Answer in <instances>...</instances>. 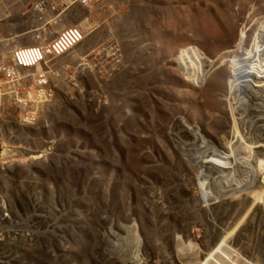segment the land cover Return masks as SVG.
Here are the masks:
<instances>
[{"label":"rangeland","instance_id":"obj_1","mask_svg":"<svg viewBox=\"0 0 264 264\" xmlns=\"http://www.w3.org/2000/svg\"><path fill=\"white\" fill-rule=\"evenodd\" d=\"M51 5L75 43L0 76V264H264V0Z\"/></svg>","mask_w":264,"mask_h":264},{"label":"built area","instance_id":"obj_2","mask_svg":"<svg viewBox=\"0 0 264 264\" xmlns=\"http://www.w3.org/2000/svg\"><path fill=\"white\" fill-rule=\"evenodd\" d=\"M53 12L51 0L48 5L37 0H0V29L9 26V30H14L6 35L0 32V76L15 78L10 81L14 83L13 90L23 96L28 94L22 85L30 77L27 72L75 43L68 41L66 32L53 36L51 28L56 19ZM13 19L15 21L9 25Z\"/></svg>","mask_w":264,"mask_h":264},{"label":"bare ground","instance_id":"obj_3","mask_svg":"<svg viewBox=\"0 0 264 264\" xmlns=\"http://www.w3.org/2000/svg\"><path fill=\"white\" fill-rule=\"evenodd\" d=\"M186 50L187 49H185L184 52H187ZM255 50L256 52L253 54V57L247 58V56L244 54L240 56L235 55L231 58V77L229 78L230 94H236L238 97L240 94H243L244 97L250 92V85L255 83V81L259 80L261 76L264 75V57L259 58L256 55V53L259 51L258 48ZM212 152L215 154V156L218 153L213 150ZM219 163L222 165L221 171H228V167L230 166L227 161H222Z\"/></svg>","mask_w":264,"mask_h":264}]
</instances>
